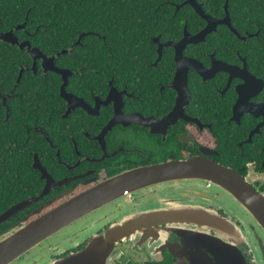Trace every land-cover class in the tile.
<instances>
[{
	"label": "flooded vegetation",
	"instance_id": "af4514ba",
	"mask_svg": "<svg viewBox=\"0 0 264 264\" xmlns=\"http://www.w3.org/2000/svg\"><path fill=\"white\" fill-rule=\"evenodd\" d=\"M204 28L191 33L196 34ZM247 34L250 33L241 35ZM250 35L256 36L258 33ZM190 45L196 44H189L187 49ZM65 50L68 52L61 55L72 53L71 49ZM213 54L208 64L194 58L210 68ZM151 55L138 62L135 60L131 69H124L121 53L118 52L117 84L115 77H102L108 83V89L102 91L96 85L90 90H84L82 86L69 90L71 78L79 82L89 72V62L81 60L76 69L67 62L59 65L56 60L58 67L72 72L67 91L84 104L72 107L67 115L69 103L64 100L65 109L61 114L65 122L59 126L36 125V121L31 119V115L34 117L32 110L28 116L17 117L27 132L34 130L45 137L41 157L36 152L35 156H38L55 182L50 185L48 194L38 199L48 183V179L43 178L39 170L43 188L38 195L28 198L37 200L0 224V240L20 226L31 223L73 196L111 177L132 168L164 163L171 159L183 160L200 155L215 160L240 173L256 191L264 195V84L260 88L259 83H264V70L251 69L247 57L240 53L231 54L227 58L215 54V57L238 68V72L247 67L253 82L248 95L250 108H257L254 111L236 110L241 100L239 88L245 84L243 78L222 69L215 72L212 78L206 79L197 71L190 70L188 78L191 100L186 108V117L189 119L181 117L168 128L157 124L154 126L157 132L153 131V127L141 124L120 123L104 136L106 127L120 106L126 115H142L157 120L173 111L178 92L168 85L174 78L164 80L165 68L162 75L161 70H158L161 77L155 75L154 66L163 58L159 61L158 53L155 61ZM91 64L94 65L91 69L94 74L92 77H95L93 81H99V66L96 61ZM114 64V61L107 64L110 74L115 72ZM33 65L34 59L31 71L35 73ZM39 67H42V60L39 61ZM207 81H212V93L201 94V99L197 100L191 83H194V87L202 88L203 82ZM112 87L117 89L118 94L108 100ZM170 94L174 96V106L167 110ZM13 95H5L0 91L2 106L6 108L5 123L11 117L8 100ZM50 129L51 132L48 131ZM28 145H31L30 142ZM211 216L241 227L246 236L239 243L243 256L249 264H264V233L261 228L226 191L214 182L205 180L168 182L126 196L74 222L27 251L12 264H198L200 251L190 246L191 234L188 230L202 232L203 226L182 221ZM205 227L216 235L210 226ZM120 229L121 234L117 235Z\"/></svg>",
	"mask_w": 264,
	"mask_h": 264
},
{
	"label": "trees",
	"instance_id": "16d2710c",
	"mask_svg": "<svg viewBox=\"0 0 264 264\" xmlns=\"http://www.w3.org/2000/svg\"><path fill=\"white\" fill-rule=\"evenodd\" d=\"M185 1L0 0L1 30L11 31L26 24L25 29L16 31L20 40H30L50 56L71 49L72 53L59 56L57 63L64 65L67 62L77 69L81 60L87 61L89 72L84 74L82 81L75 82V78H71L68 89L82 86L84 90H90L96 85L102 91L108 89V83L102 77H115L117 84L118 52L124 69H131L135 60H144L149 54L157 60L154 38L177 41L183 37L185 25L194 33L206 26V20L190 5L177 10L176 5ZM198 1L208 14L216 18L226 15V0ZM229 10L234 29L240 34L258 35L241 41L227 25H220L207 36V41L190 45L186 54L208 64L212 53L223 58L240 53L247 57L251 69L264 70V0H229ZM83 34L81 43L75 46ZM93 61L99 66V81H93ZM107 61L115 62L114 74L109 73ZM32 64L33 58L26 50L0 41V91L5 95L14 94L8 100L11 117L6 123V108L0 97V213L19 201L38 195L43 188L40 171L33 167V162L35 152L41 157L45 137L34 130L27 132L17 117L28 116L32 110L34 117L31 115V119L36 125L59 126L65 122L61 114L65 109V101L60 95L61 76L46 73L42 67L35 75L31 71ZM176 67L174 49L170 47L164 50L163 59L154 66V74L161 77L165 68L164 80L170 81ZM22 68L25 72L18 83ZM211 84L212 81L203 82L204 87L199 88L191 83L195 98L199 100L201 94L212 93ZM169 100L167 110L174 106L172 94ZM25 141L31 145L28 142L23 145Z\"/></svg>",
	"mask_w": 264,
	"mask_h": 264
},
{
	"label": "water",
	"instance_id": "95a60500",
	"mask_svg": "<svg viewBox=\"0 0 264 264\" xmlns=\"http://www.w3.org/2000/svg\"><path fill=\"white\" fill-rule=\"evenodd\" d=\"M184 5L193 7L196 13L206 20L207 24L205 28L193 34L188 30L187 25H185L183 37L178 41L162 42L159 37L153 40L158 44L159 61L163 58L164 48L173 47L175 50L177 70L173 81L168 85L178 92L173 111L163 119L157 120L153 117L149 118L142 115H126L120 106L117 108L114 118L106 127L103 133L104 136L112 130L113 126L120 123L125 125L141 124L147 127H153V131L157 132L158 130L154 127L157 124L160 126L164 125L168 128L171 124L177 123L179 118H187L186 108L191 100L188 78L190 70L197 71L206 79L212 78L215 72L222 69L232 73L235 77L243 78L245 84L239 88L241 100L236 110L246 109L254 111V109H257L256 107L250 108L248 91L253 87V82L251 83L252 77L247 67L242 72H238V68L228 65L222 60H217L215 54H213L212 65L210 68H207L200 60L190 57L185 53L189 44L205 42L208 34L216 31L219 25H227L241 40H246L254 35L247 34L243 36L234 29L230 16L229 0H226V15L222 18H216L206 13L198 0H186L181 5H176L177 10ZM1 26L2 20L0 19V41L15 45L20 50H26L34 59L33 70L35 73L38 72L39 61L42 60V67L45 71H54L63 78L61 96L69 103L67 115L71 112L72 107L83 106L84 102L82 100L67 91L69 76L72 75V72L68 69L60 68L56 64L57 57L61 53L68 52V50H62L56 56H49L41 48L34 46L30 40L22 41L16 35V31L25 29L26 24H20L15 29L6 32L1 30ZM84 35L81 36L75 46L81 43ZM24 72L25 69L22 68L18 83L21 81ZM259 83L261 88L264 83L262 81ZM110 94L108 100H110L111 96L118 94L117 89L112 87ZM33 167L43 173V178L48 179L44 191L38 197L40 199L48 194L50 185L55 181L49 175L47 169L43 167L37 155L35 156ZM179 180H205L214 182L216 186L226 191L238 204L248 211L252 219L264 233V195L256 191L255 187L248 183L240 173L217 163L215 160L199 155L183 160L171 159L164 163L132 168L73 196L31 223L20 226L5 239L0 240V264H12L27 251L45 242L74 222L103 209L115 201L145 189ZM35 200L37 199L30 198L15 204L0 216V224ZM182 222H193L203 226L202 232L195 233L193 229L188 230V233L191 234L190 246L193 248L196 247L200 251L198 258L200 262L198 264H249L239 249V243L241 240H245L246 236L241 227H237V224L231 221L223 222L221 219L212 216L211 218L202 217L198 220H183ZM205 225L210 226L216 232V235H213L211 231L207 230ZM118 234H121V229L117 230Z\"/></svg>",
	"mask_w": 264,
	"mask_h": 264
},
{
	"label": "rangeland",
	"instance_id": "374dc122",
	"mask_svg": "<svg viewBox=\"0 0 264 264\" xmlns=\"http://www.w3.org/2000/svg\"><path fill=\"white\" fill-rule=\"evenodd\" d=\"M251 177H254L253 175H251Z\"/></svg>",
	"mask_w": 264,
	"mask_h": 264
}]
</instances>
